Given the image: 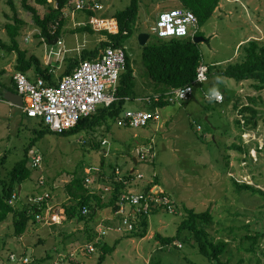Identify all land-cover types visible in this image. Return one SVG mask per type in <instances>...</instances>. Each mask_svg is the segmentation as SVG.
<instances>
[{"label": "rangeland", "instance_id": "obj_1", "mask_svg": "<svg viewBox=\"0 0 264 264\" xmlns=\"http://www.w3.org/2000/svg\"><path fill=\"white\" fill-rule=\"evenodd\" d=\"M14 1L17 16L24 22L17 37L20 47L27 49L28 55L34 53L41 59L48 54V66L52 68L51 64L55 65L57 55L51 56L49 51L53 48L57 52L60 45L49 44L47 38L42 39L38 35L41 30L35 23L32 12L23 5V0ZM74 1L65 9L67 18L60 32L64 42L63 48H74L68 53L69 56L77 54L78 44L84 43L85 47L91 48L99 45V38L102 37L98 32L76 30L77 24L74 22H87L90 15L83 10L74 11ZM100 1L104 7L98 11L97 16L113 17L117 11L125 9L131 0ZM28 2L38 8L40 15L48 11L46 3H40L39 0ZM171 7L172 0H141L136 30L126 41L138 79V88L141 86L140 89L144 88L147 92L155 88V82L151 80L143 63L139 34L144 31L151 32L158 13ZM14 16L15 11L8 0H0V38L9 44L12 42L6 24L14 23ZM197 30L203 31L209 38V41L200 42L204 64L220 61L219 63L225 66L230 62L240 61L243 50H239V47L242 43L250 39L264 42V0H221L214 15L202 26H198ZM104 38L106 36L103 35ZM154 38L155 35L151 34L150 40L153 41ZM39 41L43 43L39 44ZM63 55L64 63L62 62L60 70H63L67 63L65 54ZM17 56L16 51L10 52L0 47V84L7 82L16 71ZM29 73L35 77V68ZM11 87L14 88L12 85ZM203 87L208 93L216 88L223 90L224 87L234 91L232 90V98L227 103L218 104L215 100H208L203 96L206 100H202V103L208 111L194 104L192 100L184 105L171 104L161 108V119L169 110L177 113L173 121L168 123L169 127L165 126L167 129H164V138L159 132L161 129L155 130L152 125L144 128H120L115 125L108 134L97 130L89 134L81 131L61 136L49 133L41 138L32 147L30 158L38 149L43 157L42 166L34 171L31 179L23 183V190H26L23 196L25 199L34 190H39L36 181L44 177L47 186L42 191L49 190L52 199V208L45 214V219H50L49 223L53 224L42 226L39 222L34 225L35 228L30 226L24 240L31 245L27 250L28 254L38 256L47 250L42 256L51 253L52 258L47 261L52 262L53 257L56 259L59 253H67L85 240L88 228L95 229L98 223L109 221L106 212H101L102 210H99L95 217L97 221L80 222L76 218L68 219L65 204H69L70 200L65 191L66 183L75 171L92 176L101 166L102 149L110 153L105 162L108 172L111 171L108 166L110 162L123 167L129 166L132 163L129 159L132 151L155 136V160L142 161L135 167L145 174V179H152L154 172H157L161 186L171 194L176 204V211L170 213L160 210L151 214L149 231L142 238L128 237V234L115 231L107 234L103 241L111 244L118 238H121V241L103 264H218L216 260L211 261L198 251L194 238L191 242H183L177 238L175 242L179 243V248L172 247L167 251L162 249L156 234L176 235L185 217L184 206L211 210L214 221L207 226L210 235L215 240L226 239L230 242L229 252L223 256V260L230 258L231 262L236 264L243 257V264H258L256 258L260 257L261 264H264V237L261 239L258 254L251 261V253L240 248L245 234L264 233V197L259 193L253 194L250 190L240 191L232 180L233 177L239 182L254 184L264 189V88L256 89L252 80L237 82L228 77H223L222 81L205 82ZM198 96L202 97L201 90ZM250 96L256 97V107L260 110L261 117L257 128L243 132L235 125V119L241 118V115L234 109V104L236 101L248 103ZM127 108H142V103L132 101L128 103ZM40 120V117L28 118L19 108L10 107L0 99V179L24 157L25 150L34 137V129H40ZM197 124L202 126V131H197ZM241 133L242 138L239 137ZM202 134L204 139L200 137ZM103 138L108 139L109 144L102 145V149H95L94 142H100ZM233 143L243 145L245 151L229 149V145ZM247 149L251 157L247 156ZM101 184L102 182L97 180L95 188L100 190ZM109 198L110 195L106 194L103 199L108 201ZM19 201L17 203L23 205L24 200ZM13 220L14 216L10 214L6 221L0 223V263L6 262L5 257L11 250L26 251L17 247V243L21 241L13 235ZM247 245L248 241H245L244 246ZM54 246L59 248L58 252ZM99 254L98 249L92 255L79 257L80 264H98Z\"/></svg>", "mask_w": 264, "mask_h": 264}, {"label": "trees", "instance_id": "obj_2", "mask_svg": "<svg viewBox=\"0 0 264 264\" xmlns=\"http://www.w3.org/2000/svg\"><path fill=\"white\" fill-rule=\"evenodd\" d=\"M40 3H46L48 5V11L44 15H40L39 10L36 6L30 4L28 0H23V5L32 12L33 19L35 23L40 27L39 36L42 39L47 38V40L59 36L66 22V11L67 7L71 4L72 0H53L49 2L48 0H39ZM140 2L141 0H131L129 5L120 11H117L113 17L118 20L119 23V31L116 33L109 32L107 30L101 31V33L106 36L103 40L100 41L99 45L91 48H84L80 55L76 57H69L67 61V65L64 73L60 77H56L55 72L51 67L45 66L40 57L35 55L34 53L28 55L27 49H22L20 47L19 41L17 39L20 34L21 27L23 25V20L17 16V7L14 0H8V3L11 5L12 9L15 11L14 23H7L6 29L11 37V44L5 42L0 38V47L7 49L8 51H16L17 56V64L16 70L27 73L32 68H35V76L42 77L48 84H56L59 78L64 75L72 73L74 68L80 63L81 60L86 59H96L99 55L101 49L108 45L112 46H122L126 47V69L122 73L119 86H118V99L113 102L109 106H100L97 111L90 116L84 117L80 119L73 127L64 130L63 132L53 131L50 126L46 123L43 117H40L39 121L40 129H34V137L31 139V144L25 150L24 157L19 160L14 167L8 172V174L0 179V223L6 221L10 214H13L14 220V231L13 235L16 237H21L27 233L30 226L35 228V224L41 222L44 225H50L53 223H49L45 219L46 208H47V200L43 203H32L30 197L37 196L41 194L43 188L47 186L41 187L38 185L39 179L36 181V186L39 190H34L26 198L24 199L22 186L23 183L27 180L31 179L34 171H37L41 167H31L29 165L31 154V149L36 143L43 138L46 134L54 133L58 136L67 135L70 133H78L85 132V134H89L90 132H96L97 130L102 133H110L113 127L116 125L120 128H128L118 124V120L123 114V112L128 109L127 105L129 102H141L142 108L146 110L155 111L159 107H163L169 104H179L171 102L168 97L171 94L172 89L177 87H183L189 84H193L197 79L198 68L203 63V53L200 48V42L197 40L198 36H204L206 41H209V38L206 37L203 31L197 30L194 34H190L186 37H171V38H161L157 34L150 33L155 35L153 41L148 39V41L142 45V58L145 67L147 68L148 74L154 84V93L147 94L146 89L138 88V79L135 75V69L132 62L131 53L127 50L126 41L127 39L134 33L137 26V20L139 17L140 11ZM180 7H185L191 9L196 16L198 17L199 26H202L206 23L215 13L218 8L221 0H180ZM88 15H97L98 11L92 9L84 10ZM104 17V16H103ZM157 19V18H156ZM57 24L56 31L54 33L51 32L52 26ZM76 30L79 31H89L91 33H95L96 31L92 28L90 24H84L76 27ZM152 30V29H151ZM202 40V41H204ZM243 50V55L240 61L230 62L227 65H221L220 63H210L208 66V78L214 77L210 81H222L223 77H228L236 80L237 82L244 80H252L253 86L260 90L264 88V42L259 39H250L244 43H242L239 47V50ZM206 81L201 82V86L197 89V91L202 92V95L206 99L215 100L214 98H207L208 92H204L205 88L203 87ZM209 82V81H208ZM6 83V82H5ZM5 83L0 84V98L4 95L3 88L10 89V86H7ZM197 83V82H196ZM195 83V84H196ZM222 84V83H221ZM12 89V88H11ZM218 89V88H216ZM213 90L212 92L216 91ZM222 90V89H221ZM220 92L225 93L226 99L222 101L227 103L229 99L232 98L233 89L224 87V89ZM233 90V91H232ZM211 92V93H212ZM146 94V95H142ZM155 94L161 95L159 100L154 98ZM150 96L151 98L142 99V101L138 100V98H145ZM204 98V99H205ZM194 91L191 99L194 101ZM203 99V100H204ZM205 99V100H206ZM189 100L181 103L185 104ZM197 101V99H196ZM257 99L255 96H250L248 98V103H236L234 104V109L239 112L241 118L235 119V125L239 129L247 130V129H255L259 124V119L261 117L260 110L256 107ZM200 104L203 105L204 108L207 107L200 101ZM160 112V111H159ZM25 116L28 118H36L32 116H28L25 112H23ZM161 116V115H160ZM150 122L149 125L151 126ZM198 125V124H197ZM103 128V130H100ZM144 128V127H142ZM202 131V130H197ZM244 132V131H243ZM204 139V134L200 136ZM242 138V133L239 135ZM103 138L100 142H94L95 149H102ZM108 140V139H107ZM149 142V141H148ZM106 143L105 145H108ZM145 144V143H144ZM229 149H235L238 151H245L243 145L238 143H233L229 145ZM40 152L38 149L35 150ZM34 151V152H35ZM102 162L101 166L93 172L92 176L97 180H100L102 184L100 185V190H97L94 187H90L86 183L87 176L86 173H79L75 171L72 175V178L65 185V191L70 200L69 204H65V213L68 219L76 218L78 221H97L95 219L99 210L101 212L107 209H110L111 213L117 215V210L120 206V194L123 191H129L134 189L138 192H149L154 185H161L160 177L157 172H154L152 179L144 184L145 174L143 178L136 179L129 185H125L121 180L117 179V175L115 173L116 166H120L124 171V176H127L126 172H128V167H123L118 165V163H109L111 171L108 172V169L105 168V162L107 158H109L110 153L106 149H102ZM248 155L249 149L246 150ZM31 154V155H30ZM41 154V153H40ZM34 155V154H33ZM42 155V154H41ZM246 156V157H247ZM107 157V158H106ZM251 157V156H250ZM156 158V157H155ZM154 158V160H155ZM43 161V157H42ZM3 162V161H1ZM153 162V161H149ZM107 164V163H106ZM130 172V171H129ZM141 172V171H140ZM132 177L137 178L136 173H132ZM130 178V177H128ZM233 182L237 185L239 190L242 189L250 190L253 194L259 193L262 197H264V189L255 186L254 184L239 182L237 179L232 177ZM141 181V182H140ZM21 186V188H20ZM105 186H110L111 190L109 193L104 191ZM164 189V188H163ZM14 192H17V200L15 203H11L10 200L13 197ZM106 194L110 195L108 201H105L103 198ZM164 195L169 196L172 200L171 194L167 193L164 190ZM53 197V196H52ZM24 200L23 205H19L17 203L19 200ZM19 201V202H20ZM174 201V200H173ZM50 204L52 203V199H49ZM84 206H87V212H84ZM185 217L181 221L178 231L176 235L173 236H165L161 233L156 234V238L160 241L162 249L167 251L172 247L179 248L176 244V239H181L183 242L188 241L191 242L194 238L198 251L207 257L209 260H216L218 264H233L231 259L223 260V256L229 252L230 242L226 239L215 240L212 237L207 229L214 221V215L211 210H197L195 208H191L188 206H184ZM162 209L158 208L153 210L149 214H144L141 217L139 222L138 229L132 230L126 234L128 237H138L142 238L147 235L149 231V217L151 214H154ZM100 212V213H101ZM167 212H169L167 210ZM43 215V219L39 220L37 218V214ZM172 213V212H170ZM107 216V214H106ZM119 216L117 220H112L111 216H107L109 221H106V225H114L118 222ZM100 224V223H98ZM248 227V225H246ZM97 226L94 229H87L88 236L81 241L78 245H83L89 242H92L96 246V250L94 252L87 253L85 255H92L100 250V254L98 257V264H103V262L107 259V257L112 254L117 248L118 244L121 241V238L116 239V241L111 244L107 241H103L102 239L109 234L110 232H114L115 230H109L107 234L103 235L99 241H96L97 238ZM117 232V231H115ZM120 233V232H117ZM122 234V233H120ZM264 237L263 232H257L255 234L247 233L243 236V240L240 242V248L245 249V251L250 252L251 256L249 260L258 254V250L261 248V239ZM245 241H248V245H245ZM174 242L176 245H174ZM77 245V246H78ZM173 245V246H172ZM76 246V247H77ZM75 247V248H76ZM58 252L59 248H56ZM74 249V248H73ZM72 250V249H71ZM68 250L67 252H71ZM18 253L28 254L27 251H18L11 250ZM264 252V251H262ZM8 255V254H7ZM6 255V256H7ZM33 256L36 259V263L39 264H50L47 259L52 258V254H48L45 256ZM55 255V254H54ZM78 252L74 257H68L69 264H80L81 256H85ZM7 257H5V260ZM54 259V257H53ZM257 263L261 264V258H256ZM244 258L241 257L236 264H243ZM250 264V263H249Z\"/></svg>", "mask_w": 264, "mask_h": 264}, {"label": "built area", "instance_id": "obj_3", "mask_svg": "<svg viewBox=\"0 0 264 264\" xmlns=\"http://www.w3.org/2000/svg\"><path fill=\"white\" fill-rule=\"evenodd\" d=\"M103 7L100 0H75L73 10L92 9L100 11ZM81 24H90L95 31L107 30L112 33L119 31L118 20L114 17L90 15L87 22L80 21L77 23V25ZM198 26V17L191 9L175 6L158 13L152 32L161 38L186 37L192 33L194 34ZM56 27L57 24L52 26V33L56 31ZM56 43L62 44L63 41L58 37ZM62 52L65 53V50L61 51L59 49L55 52L51 48L49 55L60 56ZM126 54V47L108 45L100 50L96 59L81 60L72 73L59 78L56 84H48L42 77L32 79L25 72L14 71L11 76L13 84L25 100L22 105L23 112L28 116L43 117L50 128L56 132H63L73 127L80 119L95 113L100 106H109L118 99L120 78L126 69ZM207 71L208 66L202 63L198 68L197 79L194 83L172 89L168 99L179 104L191 99L195 83L208 79ZM206 96L207 98H214L218 102L224 100L223 93L218 90ZM160 97L159 94L154 95L156 100H159ZM147 98L151 97L138 98V100ZM160 117L158 108L155 111L128 108L119 118L118 124L125 127L141 128L149 125L150 122H159ZM197 130H202L200 124L197 125ZM106 143H108V140L104 139L103 144ZM135 155L140 162L153 161L156 157L155 145L150 141L142 144L135 148ZM29 165L31 167L42 166V155L38 151L34 152ZM115 173L117 179L121 180L126 186L144 176L142 172L130 168L126 172L127 176H124L125 171L120 166H116ZM132 173H136L137 178L132 177ZM86 183L88 186L95 188L96 182L93 176H87ZM38 185L45 187L46 179L40 177ZM99 188H101L100 185ZM110 190V186L104 187V191L107 193ZM50 197L49 190H45L44 193L30 197L29 200L38 204L47 200L46 214H48L52 208L49 202ZM16 200L17 192H14L10 202L15 203ZM119 202L117 215L120 218L118 222L114 225L100 223L96 229V241H99L109 230L126 234L138 229L141 217L155 209L160 208L172 213L176 211L175 202L169 196L164 195V189L160 185H154L147 193L138 192L134 189L123 191L120 194ZM83 209L84 212L88 210L87 206H84ZM44 217L40 213L37 214L39 220ZM49 220L46 219L47 222ZM95 250L96 246L92 242L81 244L69 253H59L58 257L54 258L50 264H69L68 257H74L79 251L82 255H85ZM6 259V262L0 264H39L36 263L33 256L15 251H10Z\"/></svg>", "mask_w": 264, "mask_h": 264}, {"label": "crops", "instance_id": "obj_4", "mask_svg": "<svg viewBox=\"0 0 264 264\" xmlns=\"http://www.w3.org/2000/svg\"><path fill=\"white\" fill-rule=\"evenodd\" d=\"M173 1V7H175V6H182L181 5V2H180V0H172ZM72 16H74V14H73V12H72ZM78 22H80V21H77V22H74L75 23V25L78 23ZM76 27H77V25H76ZM75 27V28H76ZM101 33V31H96V33ZM102 34V33H101ZM102 37L101 38H99V40L101 41V40H103V34L101 35ZM57 37H60L61 38V36L59 35V36H55V37H53V38H51V40H47V42L50 44V43H52V44H57V43H55V42H57V41H55V39L57 38ZM62 39V38H61ZM44 41H46V40H44ZM41 43H43L42 41H39V44H41ZM57 45H60V47L58 48V49H61V51H63V50H65V53H63L62 52V54L60 55V56H62V57H60L59 58V56H57L56 57V59H55V65L54 64H51L53 67H52V70L55 72V74H56V72L58 73L57 75H56V77L58 78V77H60V76H62V74L64 73V71H65V68H66V65H67V63H66V65H64V67H63V70H60V68H61V66H62V62L64 63V61H62V59H64V55L63 54H65V60H67L69 57H76V56H78V55H80V53L82 52V50L84 49V48H89V47H85V44L84 43H82V44H78V47L76 48V50H77V54L76 55H74V56H69L68 55V53L71 51V50H73L74 48H69V47H67L66 49L65 48H63V45H64V42L62 43V44H57ZM80 45V46H79ZM97 46V45H96ZM95 47V46H94ZM68 56V57H67ZM41 59V58H40ZM50 58L48 57V54H45L44 56H43V59H41V61H42V63L45 65V66H48V64H49V60ZM59 60V61H58ZM216 63H219L220 61H215ZM214 62V63H215ZM206 65H209V64H206ZM31 70H29L28 72H27V74L30 76V78H32V79H35L36 78V76L35 77H32L31 75H30V72ZM60 72V73H59ZM10 80V81H9ZM5 84L7 85V86H10L11 87V85L14 87V88H10V89H6V88H3V91H4V95H5V93L8 91V90H13V91H16L17 92V90H16V88H15V86H14V84H13V81H12V77L9 79ZM143 90V89H142ZM216 90H220V89H216ZM222 91V90H221ZM198 92L199 91H197V93H196V97H195V99H194V104H197V105H199L201 108H203V105H201L200 104V101H202L203 99H204V97H203V95H202V97H199L198 96ZM204 92H207V90H205ZM147 94H150V93H154V89L152 90V91H149V92H146ZM4 95L0 98V99H2L3 101H5L6 102V104H8L10 107H16V108H19L20 110H21V112H23V110H22V105H17V104H15V103H13V102H11V101H9V100H7L5 97H4ZM142 95H146V94H142ZM141 98V97H140ZM196 99H197V101H196ZM140 101H142V100H140ZM214 101V100H213ZM24 102H25V100H24ZM214 102H216V103H218V104H220V103H222V102H218V101H214ZM169 105H171V104H169ZM167 106V105H166ZM165 106H163V107H159L158 108V110L160 111V109L161 108H164ZM208 111V110H207ZM177 113H176V111H173V110H169L168 112H166V113H164V117H163V119H161V117H160V119H161V122H155V123H152V127L153 128H155V130L157 129H161V130H159V132H161V135H162V137L164 138L165 137V134H166V129L167 128H165V126H168V123H170V122H172L173 121V118H174V116L176 115ZM160 115H161V112H160ZM207 118H209V117H207ZM169 127V126H168ZM165 129V130H164ZM163 130H164V133H162L163 132ZM156 137L155 136H153L149 141L150 142H153V144L156 146ZM133 153V154H132ZM132 153H131V155L129 156V159H131L132 160V163L129 165V166H125V167H128V168H130L131 170H138V171H140L138 168H136L135 166L137 165V164H140V161L137 159V157H136V155H135V150L134 151H132ZM134 158H136V162L134 161ZM151 180V178L149 177V178H147V179H145V181H144V184H147V182H149V181ZM157 185H159V184H157ZM161 186V185H160ZM162 187V186H161ZM162 189H163V187H162ZM22 191H23V194H24V192H26V190L24 191L23 190V186H22ZM110 210V209H109ZM111 211V210H110ZM110 211H106V214H107V216H111V218H113L112 220H117V218H118V216H116L115 214H113V213H111ZM109 212V213H108ZM46 213H47V211H46ZM42 226H47V225H44V224H42ZM41 228V227H40ZM34 230H36V229H34ZM25 236H27L26 234L25 235H23V236H21V237H18V240L19 241H21V242H19V243H17V247H18V249H21V250H28L29 249V247L31 246V245H28L24 240H25ZM37 246V245H36ZM53 248H58V247H53ZM52 248V249H53ZM45 252H47V250H44L43 252H41L40 254H38V256H42ZM49 252V251H48Z\"/></svg>", "mask_w": 264, "mask_h": 264}, {"label": "water", "instance_id": "obj_5", "mask_svg": "<svg viewBox=\"0 0 264 264\" xmlns=\"http://www.w3.org/2000/svg\"><path fill=\"white\" fill-rule=\"evenodd\" d=\"M150 38V33L149 32H141L140 34H139V41H140V43L143 45V44H145L147 41H148V39ZM205 39V37L204 36H198L197 37V40L198 41H202V40H204ZM58 40V37L55 39V41H57ZM214 77H210V78H208L207 80H206V82H208V81H210L211 79H213ZM201 86V82H197L195 85H194V98L196 97V93H197V89L199 88ZM4 97L7 99V100H9V101H11V102H13V103H15V104H17V105H23L24 104V97H23V95H21V94H19L18 92H16V91H13V90H8L6 93H5V95H4ZM134 161L136 162V158H134ZM20 188H21V186H20Z\"/></svg>", "mask_w": 264, "mask_h": 264}]
</instances>
